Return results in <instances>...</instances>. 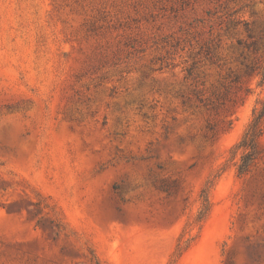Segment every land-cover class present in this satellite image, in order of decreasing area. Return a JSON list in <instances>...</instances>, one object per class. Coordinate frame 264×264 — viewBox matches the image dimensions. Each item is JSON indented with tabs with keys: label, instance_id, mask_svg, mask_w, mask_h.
<instances>
[{
	"label": "rangeland",
	"instance_id": "1",
	"mask_svg": "<svg viewBox=\"0 0 264 264\" xmlns=\"http://www.w3.org/2000/svg\"><path fill=\"white\" fill-rule=\"evenodd\" d=\"M263 111L264 0H0V264H264Z\"/></svg>",
	"mask_w": 264,
	"mask_h": 264
},
{
	"label": "trees",
	"instance_id": "2",
	"mask_svg": "<svg viewBox=\"0 0 264 264\" xmlns=\"http://www.w3.org/2000/svg\"><path fill=\"white\" fill-rule=\"evenodd\" d=\"M263 113H264V111L262 112V115H263ZM262 115H261V116H262ZM253 135H254V134H253ZM253 135H252V136H253Z\"/></svg>",
	"mask_w": 264,
	"mask_h": 264
}]
</instances>
